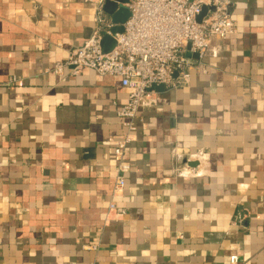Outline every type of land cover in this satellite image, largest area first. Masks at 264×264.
<instances>
[{
  "label": "crops",
  "instance_id": "0c3cea01",
  "mask_svg": "<svg viewBox=\"0 0 264 264\" xmlns=\"http://www.w3.org/2000/svg\"><path fill=\"white\" fill-rule=\"evenodd\" d=\"M228 13L205 74L147 91L114 193L129 89L52 69L125 13L0 0V264H264V0Z\"/></svg>",
  "mask_w": 264,
  "mask_h": 264
},
{
  "label": "built area",
  "instance_id": "2783aa9c",
  "mask_svg": "<svg viewBox=\"0 0 264 264\" xmlns=\"http://www.w3.org/2000/svg\"><path fill=\"white\" fill-rule=\"evenodd\" d=\"M94 3L98 13H103L105 0H88ZM229 0H128L124 5L129 16L123 31L114 34L115 45L102 52L99 42L103 33H110L113 23L98 20L100 34L91 43L71 49L67 56L54 64L58 75H77L85 68L98 74L117 76L120 84L129 89L126 103L117 111L126 134L114 141L113 153L119 161V174L114 180V193L124 187L123 172L127 165L120 162L123 151L136 129L139 107L148 88L162 84L164 89L182 86L193 71L205 74L206 50L213 38H226L234 33L235 24L228 13ZM212 3L215 10L208 9L201 21L197 17L203 4ZM190 41V53L198 58L186 57V44ZM177 76L173 77V73ZM15 79H13L14 81ZM110 208L114 205L109 204ZM231 256V263H237Z\"/></svg>",
  "mask_w": 264,
  "mask_h": 264
},
{
  "label": "water",
  "instance_id": "95a60500",
  "mask_svg": "<svg viewBox=\"0 0 264 264\" xmlns=\"http://www.w3.org/2000/svg\"><path fill=\"white\" fill-rule=\"evenodd\" d=\"M128 0H105L102 10L105 14L115 16V15H121L122 13H125L124 17L125 19L128 18L129 16V10L128 8L124 5L127 3ZM215 6L212 3L209 4H203L202 5V11L200 15L197 17V21H201L202 18L207 14V10H215ZM125 19H113V26L110 28V33H103L102 37L100 39L99 45L102 50V52H108L114 45H115V40H114V34L116 33H121L123 31V23ZM190 41L187 42L186 44V52L185 56L186 57H192L193 59L198 58L197 53H190ZM177 76V72L173 73V77ZM151 90H157V91H163L164 86L162 84H156L152 85L151 87L148 88V91ZM190 165H195V163H191Z\"/></svg>",
  "mask_w": 264,
  "mask_h": 264
}]
</instances>
